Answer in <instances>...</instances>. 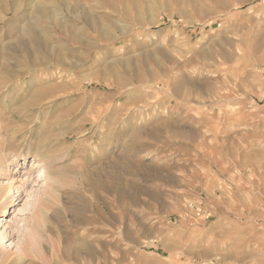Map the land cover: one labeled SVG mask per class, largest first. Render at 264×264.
Listing matches in <instances>:
<instances>
[{"label":"rangeland","instance_id":"rangeland-1","mask_svg":"<svg viewBox=\"0 0 264 264\" xmlns=\"http://www.w3.org/2000/svg\"><path fill=\"white\" fill-rule=\"evenodd\" d=\"M0 264H264V0H0Z\"/></svg>","mask_w":264,"mask_h":264},{"label":"bare ground","instance_id":"bare-ground-1","mask_svg":"<svg viewBox=\"0 0 264 264\" xmlns=\"http://www.w3.org/2000/svg\"><path fill=\"white\" fill-rule=\"evenodd\" d=\"M63 26H64V25H63ZM59 27H60V26H59ZM61 27H62V26H61ZM65 29H66V27H65ZM66 30H67V29H66ZM62 31H64V29H62L61 32H62ZM63 33H64V32H63ZM58 87H60L61 90H62V88H64L63 91L68 90V89H71V88H77V86H75V85H71V86H69V85H68V86H65V85H64V86H63V85H58ZM78 88L81 89L82 86H81V87H78ZM78 88H77V89H78ZM8 195H9V196L12 195V189H11V188L8 189ZM86 255H87V254H86Z\"/></svg>","mask_w":264,"mask_h":264}]
</instances>
